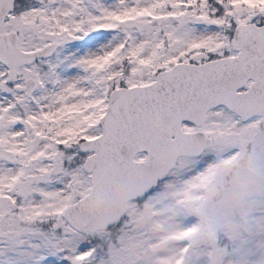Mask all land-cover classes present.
Returning <instances> with one entry per match:
<instances>
[{
	"label": "snow or ice",
	"instance_id": "snow-or-ice-1",
	"mask_svg": "<svg viewBox=\"0 0 264 264\" xmlns=\"http://www.w3.org/2000/svg\"><path fill=\"white\" fill-rule=\"evenodd\" d=\"M0 264H264V0H0Z\"/></svg>",
	"mask_w": 264,
	"mask_h": 264
}]
</instances>
